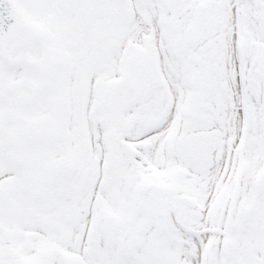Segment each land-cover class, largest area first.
Listing matches in <instances>:
<instances>
[{
    "label": "snow or ice",
    "instance_id": "1",
    "mask_svg": "<svg viewBox=\"0 0 264 264\" xmlns=\"http://www.w3.org/2000/svg\"><path fill=\"white\" fill-rule=\"evenodd\" d=\"M0 264H264V0H0Z\"/></svg>",
    "mask_w": 264,
    "mask_h": 264
}]
</instances>
